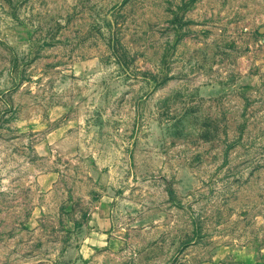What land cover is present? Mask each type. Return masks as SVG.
I'll return each mask as SVG.
<instances>
[{
    "label": "rangeland",
    "instance_id": "374dc122",
    "mask_svg": "<svg viewBox=\"0 0 264 264\" xmlns=\"http://www.w3.org/2000/svg\"><path fill=\"white\" fill-rule=\"evenodd\" d=\"M91 246L264 264V0H0V264Z\"/></svg>",
    "mask_w": 264,
    "mask_h": 264
},
{
    "label": "crops",
    "instance_id": "0c3cea01",
    "mask_svg": "<svg viewBox=\"0 0 264 264\" xmlns=\"http://www.w3.org/2000/svg\"><path fill=\"white\" fill-rule=\"evenodd\" d=\"M107 219V217H101L100 216V218H99V220L100 221H105ZM90 233H96V232H90ZM98 234V233H97ZM101 237V236H100ZM96 248H98V247H93V246H91V247H87V253H88V255L87 256H84V258L82 259V261L83 262H87L86 264H90V263H92V261L91 260H87L86 261V258H92L93 257V253L95 252V251H97L96 250Z\"/></svg>",
    "mask_w": 264,
    "mask_h": 264
}]
</instances>
